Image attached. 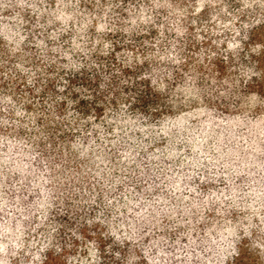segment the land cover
I'll use <instances>...</instances> for the list:
<instances>
[{
    "label": "trees",
    "instance_id": "obj_1",
    "mask_svg": "<svg viewBox=\"0 0 264 264\" xmlns=\"http://www.w3.org/2000/svg\"><path fill=\"white\" fill-rule=\"evenodd\" d=\"M0 264H264V0H0Z\"/></svg>",
    "mask_w": 264,
    "mask_h": 264
}]
</instances>
